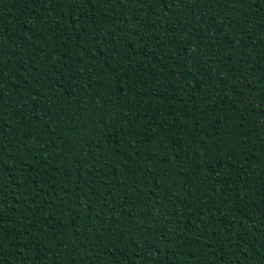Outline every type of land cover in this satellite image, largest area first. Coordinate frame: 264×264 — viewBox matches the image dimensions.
Returning <instances> with one entry per match:
<instances>
[{
	"label": "trees",
	"instance_id": "obj_1",
	"mask_svg": "<svg viewBox=\"0 0 264 264\" xmlns=\"http://www.w3.org/2000/svg\"><path fill=\"white\" fill-rule=\"evenodd\" d=\"M255 2L0 0V264H264Z\"/></svg>",
	"mask_w": 264,
	"mask_h": 264
},
{
	"label": "snow or ice",
	"instance_id": "obj_2",
	"mask_svg": "<svg viewBox=\"0 0 264 264\" xmlns=\"http://www.w3.org/2000/svg\"><path fill=\"white\" fill-rule=\"evenodd\" d=\"M35 2L37 3H44L45 0H35ZM89 2V0H46V3L49 5L50 8H63V9H67L69 7H72L73 9L81 4V3H85L87 4ZM99 3H111L112 0H98ZM121 3H123V0H120ZM158 2V0H157ZM181 2H186V0H181ZM216 2H218L219 4H221V6L224 8V9H227L228 7V4L229 3H235L237 6H239L243 0H216ZM167 3H171L173 6L175 5L176 3V0H167ZM247 3L249 5V7H252V6H259L258 4H256L255 0H247ZM48 9H45V11H47ZM67 17L65 16V19ZM45 24H47V19H45ZM46 31L48 29H45ZM207 37H205L206 39ZM23 45L19 42L15 43L14 45V48L15 49H20L22 48ZM3 50L0 49V59H2L3 57ZM15 53L14 52H10L9 53V56L11 57L12 55H14ZM251 61V56L248 57V62ZM238 62L243 64L245 63V61L243 60V55L241 54V56L238 58ZM237 83H243V81H240L237 77H234L233 78V85H236ZM9 85L6 84L3 80L2 77H0V102L4 101L7 97L4 95L5 91L8 89ZM53 91H55V89H53ZM195 90L193 89L192 92H194ZM191 94V93H190ZM12 93L11 92H8V96H11ZM220 95V90L217 89L215 90L214 92L208 94V98L211 99L212 97L214 96H219ZM49 101L52 100V97L49 96L47 98ZM221 99H223V97H221ZM250 104V102H249ZM247 110V108L245 109ZM253 111L255 112V109H253ZM262 115H264V109H261L260 110ZM0 112H3V104L0 103ZM209 117L211 116V114L209 113L208 114ZM241 116H243V114H241ZM135 119V118H134ZM115 123V122H113ZM262 125H264V120H262ZM237 129H239V131L236 133L237 137H238V140H239V143L242 145L244 143V137H251L253 134L251 132L248 131V129L246 128V126L244 125L243 123V120L241 119L237 125H236ZM222 132L224 133H228L229 130L228 129H222ZM259 132H260V136H258L257 138H262L264 139V127H260L259 128ZM231 139H229L227 141V143H231ZM93 147V145H89V149H91ZM39 150V149H37ZM227 155H232V152L231 150H229L227 153ZM251 159V157H250ZM245 175H247V172H245ZM229 191H231V189H229ZM0 203H2V201H0ZM0 219H2V216H0ZM233 223H235V221H233ZM246 223V222H245ZM240 227H243V225H240ZM0 232H3V228L0 227ZM249 251H251V249H249ZM242 264V262H241Z\"/></svg>",
	"mask_w": 264,
	"mask_h": 264
}]
</instances>
